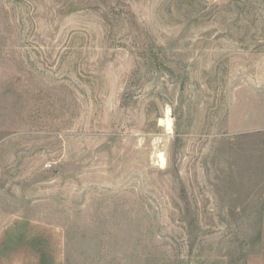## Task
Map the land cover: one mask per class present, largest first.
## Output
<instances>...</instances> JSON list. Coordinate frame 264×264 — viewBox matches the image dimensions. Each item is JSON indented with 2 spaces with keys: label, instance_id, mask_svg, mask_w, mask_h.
<instances>
[{
  "label": "rangeland",
  "instance_id": "374dc122",
  "mask_svg": "<svg viewBox=\"0 0 264 264\" xmlns=\"http://www.w3.org/2000/svg\"><path fill=\"white\" fill-rule=\"evenodd\" d=\"M0 213L66 264H249L264 0H0Z\"/></svg>",
  "mask_w": 264,
  "mask_h": 264
},
{
  "label": "crops",
  "instance_id": "0c3cea01",
  "mask_svg": "<svg viewBox=\"0 0 264 264\" xmlns=\"http://www.w3.org/2000/svg\"><path fill=\"white\" fill-rule=\"evenodd\" d=\"M0 264H66L64 228L0 213ZM249 264H264V214L259 249Z\"/></svg>",
  "mask_w": 264,
  "mask_h": 264
}]
</instances>
